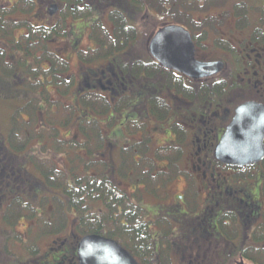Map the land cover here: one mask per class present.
<instances>
[{
  "label": "rangeland",
  "instance_id": "374dc122",
  "mask_svg": "<svg viewBox=\"0 0 264 264\" xmlns=\"http://www.w3.org/2000/svg\"><path fill=\"white\" fill-rule=\"evenodd\" d=\"M5 1L0 0V3L4 4ZM224 1L226 0H180V2H177L179 4L176 8L178 9L177 18L168 19L169 21H179V18L187 19V24H189L190 29L196 35V39H199V42L203 45L202 48L204 49H201L199 53L201 58L212 59L221 55V45L217 40H220L223 32L219 24L214 30L205 33V29H208V27H205L203 24L195 25L187 12L190 11L196 20H201L204 17L203 13L206 11L211 10L216 13L222 11ZM158 2L143 0L145 5L143 8L137 7V4L134 2L132 5L126 2L116 3L117 7L127 10L129 14L131 13L132 23L139 28L137 41L132 43L129 49H127L129 54L125 52L121 55L123 60L134 62V60L139 58L147 59L148 43L156 34L159 27L168 21L159 18L157 16V9L149 6V4L157 5ZM171 2L170 0H162L161 4L167 6L170 12H172L174 9L170 5ZM8 5L9 3L5 4L7 7ZM31 8V2L21 7L19 15L22 19H25L29 15ZM77 14L84 16L85 19L77 18L72 20L71 18L74 16H68L66 18L67 22L66 20H62L59 23V26L64 31L66 30L67 34L55 33L49 39L50 51L57 52L63 55L64 59L67 58L69 60L65 71L64 67H57L52 68L48 72H40L41 76L34 77L36 70L33 71L32 69H39V67L36 65L32 66L31 64L26 68L24 61L22 62V67L19 65V67L15 68V76L13 75L14 71L11 73L13 75L11 77L1 76L0 70V159L5 166L4 175L1 174L0 177V208L3 209L0 212V264H43V261L48 264H78L75 257L72 256L74 253L69 252V250L72 251V248L75 249V241L78 240L75 214L69 209L64 211L63 227L54 221L50 224L43 220L49 217L56 219L59 216L60 202L56 197L64 192V185L72 181L74 170H77V174L82 177L86 176L89 172L91 174L97 173L95 169H91L92 167L88 168L86 166L99 164L97 162L99 160L98 153H105L108 159L107 162L118 169L120 162L123 160L122 158H125V153L122 150L130 149L131 146L127 139H132L131 142H135L137 145L138 143H143L147 137L146 141H149L150 151L148 158L151 160H144L137 154L136 158L132 160L134 161V165L130 161L133 165V172L129 177L126 175L122 176L119 172L114 175L117 184H120V187L128 191V193L132 192V196L136 201L143 202L151 210H160L162 205H166L171 201L170 195H167L165 198L158 197L159 195L154 194L160 193H151L152 190L148 186L143 187L142 184L154 182L155 178L150 179L149 176L156 171L157 162L161 161L156 158L155 153L158 152L161 145H168V141L176 137L173 131L170 134V130L172 129L168 126L169 117L178 111L180 107H195L197 104L169 87L164 75V77L158 75L153 81L156 87L154 86V89L150 90L155 91V95L157 94L162 97L171 106V109L168 111L167 119L165 120L151 114L146 107L149 99L146 95L147 92L144 91V87L150 84L152 79L146 74L145 78L136 75V72L133 71V65L131 69H128L131 70V73L127 77L119 75L115 70L116 67L110 70L111 67L108 61L104 59L107 56V51L93 52L91 47H95L94 39L99 34L105 36L107 43L109 42L108 37L112 36L106 33V29L102 24L97 25L93 21L94 15L92 11H82L79 9ZM16 15L17 13L13 17H17ZM31 20L36 25H41L42 23L52 25L55 21L49 19V22H46L43 18L40 20L32 18ZM106 25L110 31L113 29L111 22L108 21ZM61 27L59 30H61ZM36 31L37 37H42L45 34L39 33L38 30ZM116 40L121 41V38L117 37ZM73 42H75L74 45H72ZM101 49L105 48L102 47ZM39 50L36 48V51H34V53H37V58L41 57L43 53L42 50ZM19 57L20 54L17 58ZM6 58L11 60L9 55ZM45 59L51 60L49 57ZM30 61L32 62L31 58ZM44 67L47 69V64ZM29 70L33 72L30 74L28 73ZM52 73H57V76L64 75V81L69 80L71 86L66 87L64 83V90L61 93L57 92L55 90L56 85L48 82L52 78ZM115 73L118 74V76L116 74L117 77H113L112 74ZM17 75L19 77H16ZM43 75L46 77L44 85L48 86L50 92L45 89L41 80L37 79L39 76L43 77ZM104 75H107V77H104ZM30 76L32 80L29 79ZM57 79L61 78H56V81ZM39 87H42L43 91L39 93L40 95L37 93L35 95L34 93ZM31 90L34 91L32 93L35 98H31ZM84 93L93 98L92 101L95 102V107L82 101V94ZM180 96L181 100H178ZM94 99H98V101L96 102ZM99 99L101 100L99 101ZM99 102H101L102 106L98 104ZM18 109H21L19 110L20 114L17 116V121L14 122L13 116ZM134 115H136V118ZM137 118L141 123H137ZM90 122H96V124L98 122L100 131L102 130L100 135L106 140L102 146L99 145L97 140L91 142L85 136L82 129L88 126ZM14 123L20 124L18 127V139L22 140V144H26L19 151L12 147ZM181 124H183L182 121ZM44 126H47V129H43ZM91 127L96 128L95 125ZM26 131L30 134L31 138H29ZM68 144L71 145L68 146ZM180 147V151L177 152L179 167L176 172H179L178 175L181 176L184 174V169L185 171L192 169L193 158L191 157L196 147L186 142L181 143ZM34 151L36 155L33 153ZM128 152L131 153L132 151L128 150ZM163 161L165 162L166 160ZM24 164L47 187L42 192V198L40 199V195L37 197V201L34 202L37 209H40L38 211L41 214L40 216L35 215V209L32 207L26 208L29 210L20 209L16 217L10 216L8 213L9 210L13 209L12 206L16 202L18 203V199L14 200V196L21 195L25 203H27L26 201L33 200L32 194L28 191L27 184H25L26 177L21 172L23 171L21 167ZM84 164H87L85 169ZM219 171L221 178H226L225 183L233 186V190H235L234 194H236L237 188H240L241 191H246L247 188L249 190L255 189L251 193L254 195L260 188L261 194H263L264 183H260V186L259 183L256 184V175V177H253V175L249 174L245 177L242 174L238 175L237 172L228 168L220 169ZM263 171L264 168L261 171L262 180L264 178ZM254 172L257 174L258 170ZM49 175L54 178L48 179ZM160 181L163 180L160 179ZM169 182L166 188L169 194H180L187 186L185 179L179 180L176 176H172ZM136 185L139 189L135 192L134 187ZM155 186H157V183L154 184ZM202 187L201 182L196 181L192 186L194 191H186V200L189 202V206L192 205V197L195 190L199 189L201 191ZM12 191L16 192V194L13 195ZM245 195L246 193H240L238 199L244 200ZM198 197V200L190 208L194 214L204 208V205L201 203V195H198ZM174 202L181 201H171V203ZM245 203L247 204V201ZM262 203L264 206V202ZM30 206H33V204H30ZM226 206L229 211H233L234 208L236 210L238 207ZM220 209L217 208V210ZM162 214L160 213L159 216ZM159 216H155L153 212L148 214L152 235L157 234L161 236L159 240V253L157 254L158 264H189L190 260L193 259L203 262L202 264H224L227 261V255L233 256L232 259L234 261L233 263L231 262L232 264L235 262V264H251L248 262L249 260L241 257V254L240 257L234 256V254L236 249L248 247L244 242L250 238L253 223L245 229L234 225L232 221L228 222V224L223 223V232L217 231L218 236L205 234V238L197 242L195 240L196 236L191 234V229L194 228L191 224L181 226V224H177L178 222L175 220V217H172L171 221L174 224H171ZM34 218L41 219V221L35 225ZM217 218L218 216L215 219ZM211 220L212 218H207V216L205 218L204 216L198 221H194V223L197 222L196 229L203 227L205 232H207L208 229L204 226H207L206 222L210 223ZM235 228L238 231L234 230ZM227 231L237 234L236 237L233 240H229ZM155 243L157 245V241H154ZM35 250L37 252H34ZM248 252L252 254L251 250ZM139 260L140 264H146L142 258Z\"/></svg>",
  "mask_w": 264,
  "mask_h": 264
},
{
  "label": "flooded vegetation",
  "instance_id": "af4514ba",
  "mask_svg": "<svg viewBox=\"0 0 264 264\" xmlns=\"http://www.w3.org/2000/svg\"><path fill=\"white\" fill-rule=\"evenodd\" d=\"M142 1L143 0H6L4 4L0 3V19L4 21L2 22V26H4L3 28H5L6 22L9 25L14 24L13 29L11 31V37L9 38L10 40L4 41V39H0L1 41L0 48L4 49L5 52L4 61H3L4 65L10 67L7 74L5 75L4 72H1V76H9V77L13 75L15 76V68L19 67V65L22 67L23 61L26 64V66L24 65L26 68H28V66H30L31 64L32 66L36 65L39 67V69L37 68L32 69L33 71L36 70L34 77H37L41 73L48 72L52 70V68L64 67V62L68 63L69 60L67 58L64 59V56L57 52L50 51L49 39L51 38V35L53 34L55 35V33L64 34V35L67 34V31L66 30L64 31V29H62V27L59 26V23L62 22V20L65 21L66 18H68V16L69 17L74 16L71 18L72 20H75L77 18L85 19L84 16H80L79 14H77L79 9H81L82 11L85 10L92 11L94 15V16L92 15L94 17L93 21L97 25L102 24V26L106 29V33L112 36V37H108L109 42L107 43L105 36L99 34L98 37L94 39L96 44L95 47H91L93 52L96 51L100 52L101 50L107 51V56L104 57V59L108 61L111 67L110 70L116 67L115 70L119 75H124L125 77H127V75L131 73V70H128V73L124 74L121 71L122 69L120 67L125 66L128 69H131V66L134 64V62L139 60L143 62V64H146V62L147 63L153 62L161 66V64L157 60H155L149 53L150 42L148 43V55L151 56L154 60L151 59L150 61L149 59L139 58L134 60V62L133 61L127 62L125 59L123 60L121 58V55L124 54L125 52L129 54V52H127V49H129V47L132 45L130 38V36L132 35L131 34L132 28H134L135 31L137 32V36L139 34V28L138 26L132 23L131 13L129 14L127 10H124L122 8L120 9L119 7H117L116 3L126 2L132 5L133 2L137 4V2L141 3ZM152 1H159L158 4L162 2V0H152ZM170 1H172L170 3L172 9L178 10L176 9L179 5L177 2H180V0H170ZM29 2L32 3V8L29 12V15L26 16L25 19H22L21 16L19 15L21 13V7L29 4ZM6 3H9L8 7L5 6ZM33 5H34V11H33ZM222 6L223 9L219 13L212 12L211 10L206 11L205 13H203L204 17L201 20H196L194 15L190 13V11L187 12L190 15V19L193 20L194 24H203L205 27H208L209 30L205 29V33H207V31L210 32L214 30L220 24L223 35L222 37H220V40L217 41L220 42L222 53L217 58L215 57L212 59L201 58L199 53L201 49H204L202 48L203 45H201V43L196 39V35H194V32L190 28L183 25L186 28H188L192 33L196 47L197 59L202 61L221 60L224 62L225 67L220 74H217L210 78L202 79V80H208L213 78L221 79V82L223 83V88H222L220 106H211V105H210L211 107L202 106L199 107V109H197L196 106L180 107L178 111L173 113L168 119V126L172 129L170 130V134L173 131L176 137L173 140H169L168 145H161V147L158 149V151H160L162 154H165L167 156H163L162 159L160 158L161 161L158 160L160 162L159 163L157 162V166L155 167L156 171L151 173L152 177L155 178L153 180L154 182L151 184L157 183V186L154 187L155 192L160 193L154 195H159L158 197H163V198H165L167 195H170L171 201H181V202L171 203L170 201V203L166 205H162L160 210L159 209L151 210L148 207H146L143 204V202L136 201L132 196L133 193L132 192L128 193V191L123 190L120 187V184H117L116 178L114 177V175L117 172H119L120 175L125 176L121 174V168H122L121 162L118 169H116L115 166H112L110 163L107 162L108 159L106 157V154L103 152L98 153L99 160L97 162L99 164L94 166L92 165L91 166L92 168L90 167L91 169H95L97 173L96 172L92 174L90 172L88 173L89 175L91 174L92 176H99V173L101 172V174H105L106 176L110 177L119 187V189L125 194V196L128 198L129 201L128 207L130 204L134 203L140 206L142 210H144L143 213V215L145 216L144 221L150 227V229H151V225L149 223L148 214L150 212H153L155 216H159L160 213H163L159 217H163L171 224H174L171 221L172 217H175V220L178 222L177 224H181V226H187V224H191L192 227H194L193 229H191V234L196 236L195 240L197 242L202 241V239L205 238L204 237L205 234L206 235L214 234V236L215 235L218 236L217 231L223 232L222 224L223 223L228 224L229 222L227 220L228 213H234L236 215L237 225L241 229H245L246 227H249L253 223L254 225H252L253 229L250 235L261 225L264 224V206L262 203L264 202V195H263L264 189H263V194H261V189L259 188L257 193L254 195L251 193H253L255 189L249 190L247 188L246 191L244 190L241 191L240 188H237L236 194H234L235 190H233V186L230 184L227 185L225 183L226 178L225 179L221 178V175L219 174L220 169L223 170L225 168H228L230 170L232 169L235 172H237L238 175L242 174V176L244 175L245 177L248 176L249 174L253 175V177L256 175L257 176L256 184L259 183L260 186L261 185L260 183H264V178L262 180L261 177L262 175L261 171L264 168L263 165L264 159L253 166H245V167H241L240 170H235L234 168H231L232 166H227L221 163L220 161H218L215 156L216 145L219 143L227 127L232 123L236 115L237 108L240 105L247 102H257L264 105V0H226L223 2ZM137 7L143 8L145 7V5L137 4ZM54 8H56V11H54ZM149 12H151V10H149ZM157 12H158L157 16L159 18L167 19V20L171 19L168 16H161L158 10ZM15 13H17L16 15L17 17L14 18L13 15H15ZM164 13L168 15L172 12H170V9L167 7V10H165ZM32 18H37L39 20L43 18L46 22H49V19L55 21L54 24L52 25H47V23L36 25L31 20ZM108 21L111 22L113 25V29L111 31L107 28L106 25ZM168 24H180V23L177 21L168 20L167 22H164V24L161 25L159 29ZM60 27L61 30H59ZM25 30L27 31L24 32ZM35 30H39V33H45L43 35V37L47 36L45 42H40L39 36L33 39V35H32V39L29 40V42H26L25 39L28 37V35H30L31 32H35ZM22 31L23 33H21ZM118 31H120L121 35L128 36V38L123 39L121 37V39L123 40L117 41L116 38L118 37ZM35 33L37 34V31ZM73 36H75V34H73ZM0 38H4V37L0 36ZM74 44L75 42L72 43V45ZM102 47H104L105 49H101ZM36 48H38V50L40 49L43 51V53L41 52L42 54L41 57L39 58H37V53L36 52L34 53V51H36ZM19 54L20 57L17 58ZM8 55L11 57V60H8L6 58ZM13 55L16 57H14ZM47 57H49L51 60H46L45 58ZM30 58L32 62L30 61ZM45 64H47L48 66L47 69L46 67H44ZM161 68L163 67L161 66ZM163 69L167 70L165 68ZM32 70H29L28 73L31 74V72H33ZM13 71L14 74L11 75ZM120 71L122 72L121 74ZM173 72L176 76L181 77V79H183L186 82V84L189 85V87L192 81H196L195 79H192L177 71H173ZM117 73L112 74L113 77H117L118 76ZM145 74L147 75V73L144 71L142 74H140V76L145 78ZM57 75H58L57 73H52L51 75L52 78L48 80V82L55 84L56 85L55 90L61 93L64 90V75H59V76ZM40 76L37 79H40L41 82L43 83L42 85H44L46 77L44 75L43 77ZM16 77H19V75H17ZM55 77L61 79H57L56 81ZM104 77H107V75H104ZM29 79L32 80V77L30 76ZM44 87L48 92H50L47 85L46 86L44 85ZM42 91L43 88L39 87L36 89L34 94L35 95L36 93L39 94ZM32 92L34 91L31 90V93ZM151 94L155 95V91L152 92L147 91L146 95L148 99L151 96ZM181 95L183 96V94ZM82 96H85V93L82 94ZM31 98H35L33 96V93ZM159 98L164 100L162 97ZM185 98L188 99L187 97ZM178 100H181V96L178 97ZM197 102L198 100L195 103ZM197 104L199 105V103ZM137 105L138 104L136 102V106ZM168 106L171 108L169 104ZM146 107L149 109V112L151 114H154L152 111V107L150 105V101ZM27 112L29 113V111ZM134 117L136 118V115H134ZM160 119L165 120L167 119V117ZM180 120L182 121L183 124H181ZM18 121L20 122V120ZM137 123L138 124L141 123L138 118H137ZM43 129H47V126H44ZM18 131L19 130L17 128V130L13 133L14 137H17V139L19 136ZM167 133L169 134L168 131ZM28 136L29 138H31L30 134H28ZM131 140L132 139H127L128 143L131 144L130 149L127 150H132V148H134V152H136V148H135L136 143L131 142ZM179 140L181 143L184 142H186L187 144L190 143V145L192 144V146L196 147L191 157L193 158V163L191 166L192 169L190 171L188 170L185 171L184 169V174L181 176L178 175L179 172H176V170L179 167L178 164L179 161L175 162V170H171V162H170L171 157H169L170 155L171 156L176 155L179 149L181 148L180 147L181 143L179 144ZM21 141L22 140L18 139L16 142H21ZM105 141L102 144H104ZM0 150H1V141H0ZM33 153L36 155L35 151ZM174 159L176 158L174 157ZM163 160L166 161L164 162ZM136 163L139 164L138 162ZM86 165L87 164H84V169ZM90 165H87L86 167ZM4 167L5 166L3 165L0 159V177L1 174L4 175ZM21 168L23 169V171L21 172H23L24 176L26 177L25 184H27L28 191L32 194V199H33L32 201H26L27 202L26 205L33 204V206L30 207L35 209L36 216H40L41 214L38 212L40 209L39 210L37 209L34 202L37 201L38 196L41 195L40 199L42 198L43 196L42 192L43 190L47 189V187L39 177H37L35 174L30 172L28 168L25 167V164ZM125 169L126 172H124V174H126V176L129 177L133 172L132 171L133 165L131 164L129 166L127 165ZM255 170H258L257 174H255L254 172ZM172 176H176V178L179 180L185 179L187 186L184 188V191L182 193L169 194L166 191V188L170 183L169 180H171ZM49 177L52 178L53 176L49 175ZM160 179H162L163 181L160 182L159 181ZM196 181L198 182L200 181L203 187L201 191L197 189L193 193L192 205H194L196 200H198L199 198L198 195H201V203L202 205H204V208L198 213L194 214L193 211L190 209L192 205L189 206V202H187L186 200L187 199L186 191H194L192 186L196 183ZM142 185L143 187H146L149 185V183H143ZM137 189H139V187H137L136 185L134 187L135 192ZM240 193H246L244 200L242 201L238 199ZM12 194L15 195L16 192H13ZM21 197H22L21 195L14 196V200H17L18 198ZM22 199L24 200L23 197ZM246 201L247 204L245 203ZM125 205L127 207V202ZM226 205L238 206V207L236 208V210L234 208L233 211H229ZM121 208L123 207H120V209ZM217 208H221V209L217 210ZM2 210L3 209L0 208V212ZM23 210H29V209H23ZM58 213L59 216L56 219L49 217L48 219L43 221L50 224L54 221L55 223L63 227L64 212L60 210ZM204 216L205 218L206 216L207 218H212L210 223L206 222L207 226H204L208 229L207 232H205L203 227L200 229H196L197 222L194 223V221H198L200 218ZM217 216L218 218L215 219ZM34 220H35V225L41 221V219L38 218H34ZM175 230H177V228H175ZM97 235H103V234H97ZM160 237L161 236L157 234L152 235L153 242L157 241V245L155 243V249L157 254L159 253L158 249L160 245L159 244ZM110 238L118 241L123 247H125L131 253H133L125 245L123 238L116 236ZM69 252L71 251L69 250ZM135 257L140 262L139 260L140 258L138 256ZM202 263L203 262H200L197 259L190 260L189 262V264H202ZM43 264H48V263H45V261H43Z\"/></svg>",
  "mask_w": 264,
  "mask_h": 264
},
{
  "label": "trees",
  "instance_id": "16d2710c",
  "mask_svg": "<svg viewBox=\"0 0 264 264\" xmlns=\"http://www.w3.org/2000/svg\"><path fill=\"white\" fill-rule=\"evenodd\" d=\"M137 4L144 5L143 1L137 2ZM184 5V4H182ZM150 7L156 8L161 16H168L170 18H177L178 10H172V13L166 14L165 9L166 6L162 5L161 3L155 5V4H149ZM166 17V18H168ZM167 20V19H166ZM118 21V20H117ZM3 20L0 19V36H3L5 40H10L11 37V31L13 29V25H9L6 22L5 28L2 26ZM179 22L182 25H185L186 27H189V24H187V19H181L179 18ZM196 25V24H195ZM39 32V30H38ZM42 32V31H41ZM131 42L134 43L137 41V32L134 28H132L131 32ZM36 38V33L31 32L30 35L25 39L26 42H29V40ZM45 37V38H44ZM39 36L40 42H45L47 36ZM118 37L127 39L128 36L121 35L120 31H118ZM121 39V40H123ZM199 41V39H197ZM1 44V41H0ZM1 46V45H0ZM4 49L0 48V70L1 72H4L7 74L9 71L8 66L4 65ZM146 58L151 61L154 60L151 56L148 54L146 55ZM149 62V61H148ZM67 63L64 62V71L66 69ZM122 72L124 74L128 73V68L125 66L120 67ZM133 71H135L136 75L140 76V73L142 71H145L149 78L152 79L151 83L146 85L144 87V91H150L154 89V86L156 87V84L153 82L154 78L158 75H164L167 79V83L169 87L176 90L178 93L183 94V96L187 97L189 100H192L196 102L199 101V105L196 107L199 109L201 106H220V100L222 96V88L223 83L221 82V79L219 78H213L208 80H196L192 81L190 87L186 82L181 79V77H178L174 74L172 70H164L161 68L159 64L149 62L146 64H143V62L136 61L133 64ZM163 76V77H164ZM64 83L66 84V87H70V81L65 80ZM70 85V86H69ZM152 89V90H150ZM158 95H152L149 97L150 105L152 107L153 113L159 117L164 118L168 115V111L171 109L165 100H162L159 98ZM92 97L90 95L82 96V101L88 105L96 106L95 102L92 101ZM96 102L98 99H94ZM101 99H99L100 101ZM98 104H101L99 102ZM210 106V107H211ZM30 107V106H29ZM163 110V111H162ZM20 114L19 109L15 112L13 116V121H17V116ZM92 125H95L96 128L91 127ZM90 126V128H89ZM13 132H15L18 128L17 123H14L13 125ZM83 132L87 139H89L91 142L93 140H97L99 142V145L102 146L105 139L100 135L101 131L99 128V124L97 122H90L88 126L83 127ZM91 130V131H90ZM148 138L146 137L143 143H138L135 145L136 152H134V148H132V152L129 153L127 149L122 150L125 156V158H122L121 161V174H124L126 172L125 167L128 165H134L133 159H135L136 155L138 154L140 158L146 160L148 158L149 151V141H146ZM18 139L17 137H13L12 140V147L13 149L19 151L23 149V146L26 144H22L21 142H16ZM76 143V142H75ZM73 144V143H71ZM71 144H68L70 146ZM99 146V147H100ZM180 151V149H179ZM156 158L162 159L163 156H167L165 154H162L160 151L155 153ZM144 156V157H142ZM171 157V170H175V162L179 161V158L176 155H170ZM174 157L176 159H174ZM132 158V159H131ZM160 159V160H161ZM154 160V159H153ZM130 161L132 163H130ZM179 164V163H178ZM93 164L88 166L90 168ZM264 165V161H263ZM121 167V166H120ZM177 168V167H176ZM235 170H240L241 167H231ZM252 168V167H251ZM150 179H154L152 175L150 174ZM161 177V176H159ZM158 177V178H159ZM48 179H52L49 178ZM160 181V180H159ZM162 182V181H160ZM150 188L151 193H155L154 184L148 185ZM64 192L57 195V199L60 202L59 210L65 211L70 210L73 212L76 216L77 220V233H78V240L75 241V249L72 248V253H74L72 256L75 257L76 261L78 262L77 257V245L80 240V238L87 234H103L104 236L109 237H121L123 238L125 245L133 252L135 256H138L143 259V261L146 264H158L157 260V252L155 249V244L152 239L150 227L145 223L143 215L144 210L142 208L134 203L130 204L128 207V198L125 196V194L119 189V187L116 185V183L105 174L99 173V176H92L91 174H87L86 176H79L77 174V170L73 171V179L72 181L68 182L66 185H64ZM18 203L16 202L12 206V210H9L8 213L10 216L16 217V214L20 209H26L30 207V205H26L27 203L24 202V200L21 198H18ZM127 202V207H126ZM21 205V207H20ZM17 207H20L19 209H16ZM120 207H123L120 209ZM31 208V207H30ZM125 217V218H124ZM227 220L229 223L232 221L233 224L237 225V217L234 213H228ZM238 231L236 228L234 229ZM228 238L229 240H233V238L236 237L237 234H232L229 231ZM69 241V239H68ZM67 243V241H66ZM248 245V247H245V249L238 248L235 250L234 256H241L244 257V259L249 260L248 262L251 264H264V224L261 225L258 229H256L251 235L249 240H246L244 242ZM7 247V246H6ZM74 249V251H73ZM128 250V249H127ZM252 251V254L248 251ZM34 252H37L36 250ZM241 254V255H240ZM37 255V254H36ZM233 256L227 255V261H225L224 264H232L233 263ZM232 262V263H231ZM236 263V262H235ZM234 263V264H235Z\"/></svg>",
  "mask_w": 264,
  "mask_h": 264
},
{
  "label": "water",
  "instance_id": "95a60500",
  "mask_svg": "<svg viewBox=\"0 0 264 264\" xmlns=\"http://www.w3.org/2000/svg\"><path fill=\"white\" fill-rule=\"evenodd\" d=\"M149 53L163 68L195 80L215 76L225 67L221 60L197 59L191 32L178 24L160 28L150 40ZM215 156L232 167L253 166L264 159L263 104L247 102L237 108L232 123L216 145ZM77 255L79 264H140L118 241L97 234L80 240Z\"/></svg>",
  "mask_w": 264,
  "mask_h": 264
}]
</instances>
